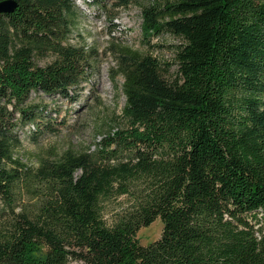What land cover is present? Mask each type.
<instances>
[{"label": "trees", "instance_id": "1", "mask_svg": "<svg viewBox=\"0 0 264 264\" xmlns=\"http://www.w3.org/2000/svg\"><path fill=\"white\" fill-rule=\"evenodd\" d=\"M15 1L0 14V264H264V0H150L143 37L182 40L176 77L112 46L123 125L35 172L15 158L16 128L38 127L30 95L68 97L96 52L70 43L75 0ZM24 180L39 194L16 213ZM121 196L131 204L107 224L105 202ZM158 219L160 238L141 245Z\"/></svg>", "mask_w": 264, "mask_h": 264}, {"label": "rangeland", "instance_id": "2", "mask_svg": "<svg viewBox=\"0 0 264 264\" xmlns=\"http://www.w3.org/2000/svg\"><path fill=\"white\" fill-rule=\"evenodd\" d=\"M150 0H131L127 8H115L116 0H75L77 20L70 43L84 45L96 52L93 68L88 79L80 87L69 92L68 97L48 96L42 92L32 93L28 105L39 116L38 127L19 125L16 134L22 142L15 158L35 172L42 160L57 161L68 150L77 153L94 151L111 130L121 127L119 116L126 103L121 91L122 77L111 80L115 73V57L112 46H130L144 54L157 58L164 69L166 80H173L178 67L175 55L180 38L164 33L146 41L142 31V8ZM50 54L36 57L39 66L53 61ZM19 118V115L16 116ZM80 175V172L76 174ZM38 181L19 184L15 212L32 209L39 194ZM131 204V198L121 196L105 202L104 219L112 224L116 214ZM3 204L0 202V209ZM163 224L160 219L142 228L137 239L143 246L158 240ZM68 264H82L70 261Z\"/></svg>", "mask_w": 264, "mask_h": 264}, {"label": "water", "instance_id": "3", "mask_svg": "<svg viewBox=\"0 0 264 264\" xmlns=\"http://www.w3.org/2000/svg\"><path fill=\"white\" fill-rule=\"evenodd\" d=\"M17 2L15 0H3L0 1V14H10L17 8Z\"/></svg>", "mask_w": 264, "mask_h": 264}]
</instances>
